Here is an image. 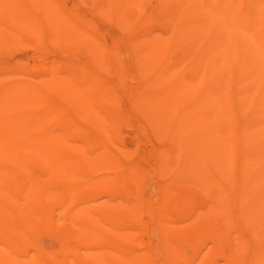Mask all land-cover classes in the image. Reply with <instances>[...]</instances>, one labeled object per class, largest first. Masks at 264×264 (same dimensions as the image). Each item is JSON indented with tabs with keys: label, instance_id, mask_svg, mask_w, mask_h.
Instances as JSON below:
<instances>
[{
	"label": "bare ground",
	"instance_id": "1",
	"mask_svg": "<svg viewBox=\"0 0 264 264\" xmlns=\"http://www.w3.org/2000/svg\"><path fill=\"white\" fill-rule=\"evenodd\" d=\"M0 264H264V0H0Z\"/></svg>",
	"mask_w": 264,
	"mask_h": 264
},
{
	"label": "rangeland",
	"instance_id": "2",
	"mask_svg": "<svg viewBox=\"0 0 264 264\" xmlns=\"http://www.w3.org/2000/svg\"><path fill=\"white\" fill-rule=\"evenodd\" d=\"M83 7L82 8H80V10L81 11H83L84 13H85V11H86V9H83ZM138 136V137H137ZM136 137H134V139H131L129 136L127 137H125V141H126V143L128 144V145H130V147H133L134 146V148L136 149V151H134V155H136V157H137V154L139 155V153H140V151H141V149L143 148V149H145V148H150L151 147V145H150V147L148 146V145H146L145 144V147L143 146L144 145V137H143V135H137ZM142 136V137H141ZM136 138V139H135ZM132 140V141H131ZM140 140V142H138ZM137 143H138V145H137ZM140 143H142L141 145H139ZM132 144H133V146H132ZM135 144V145H134ZM135 146H138V148L137 147H135ZM141 149H140V148ZM145 166L146 167H148L149 168V166L147 165V164H145ZM43 233V234H42ZM38 234H40L39 236H37L38 237V239L40 238V239H42V240H40L39 241V243L41 244L42 242H44V244L42 243L41 245L42 246H46V243H48L49 245L51 244V242H56V239H55V237L53 236V235H50L49 233H46V232H40V233H38ZM53 237H54V239H53ZM47 244V245H48ZM56 244V243H55ZM55 244H52V245H55ZM49 245H48V247H49ZM51 245V246H52Z\"/></svg>",
	"mask_w": 264,
	"mask_h": 264
}]
</instances>
